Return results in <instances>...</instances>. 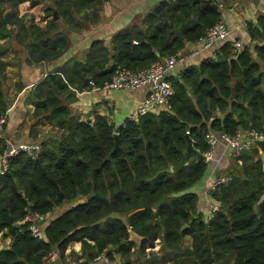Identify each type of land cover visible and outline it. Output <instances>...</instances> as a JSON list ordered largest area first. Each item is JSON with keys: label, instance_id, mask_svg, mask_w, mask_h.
<instances>
[{"label": "trees", "instance_id": "trees-1", "mask_svg": "<svg viewBox=\"0 0 264 264\" xmlns=\"http://www.w3.org/2000/svg\"><path fill=\"white\" fill-rule=\"evenodd\" d=\"M195 1L162 0L141 24L118 31L111 46L94 41L84 62L69 60L33 88L29 136L44 150L36 160L21 152L0 172V231L6 232L4 242L10 239L7 248H0V264H45L54 252L65 262L75 242L82 243L89 262L111 246L108 256L115 260L117 254L120 264H139V259L142 264H264V142L232 157L225 172L230 180L211 192L220 209L210 220L198 212L199 196L190 191L204 179L209 164L191 152L187 164L172 171L187 150L188 136L203 154L209 130L264 133V44H255L253 50L244 46L237 54L230 43L224 44L216 59L188 65L170 79V110L127 118L120 126L112 114L83 118L63 100L65 95L74 97L72 88L81 92L91 80L103 86L119 66L144 69L197 42L222 20V11ZM50 2L42 27L33 18L20 17V7H36L45 0H0V38L14 36L26 47L29 64L60 57L70 45L62 29L80 31L96 23L106 0ZM247 29L252 41L264 42V15L257 23L248 22ZM7 66L0 57L3 129L8 121L3 88ZM46 124L61 133L58 138L39 137L38 128ZM9 147L0 138V162ZM67 203L73 205L60 212ZM26 208L54 213L43 226L44 239L20 223ZM130 230L144 237L140 246L129 241ZM158 240L160 253H148Z\"/></svg>", "mask_w": 264, "mask_h": 264}, {"label": "crops", "instance_id": "crops-1", "mask_svg": "<svg viewBox=\"0 0 264 264\" xmlns=\"http://www.w3.org/2000/svg\"><path fill=\"white\" fill-rule=\"evenodd\" d=\"M162 0H106L103 9L100 12L99 19L96 23L89 24L83 30H71L64 27L62 30L68 35L70 40L69 48L58 58L52 61L41 63L27 62V50L24 45H20L15 37L0 38V57L8 63L6 68V80L3 88L8 102V121L6 127L2 130L0 138H3L10 146L20 142H29L30 128L33 124L32 114L34 106L30 103V93L33 88L46 78L51 72L58 67L63 66L71 59H77L82 62L86 60V56L92 43L96 40L105 42L111 46L112 37L120 30L131 26L135 23L141 24L144 16L149 13ZM218 7L222 11V20L229 27L232 36L231 39L242 42L243 47L249 45L251 49L255 44L263 45L264 42L252 41L247 23H257L260 15H264V0H217ZM33 7L29 3H25L20 7V17L25 16L26 20L32 18L35 22L44 27L46 20L40 15L36 16L35 12H31ZM44 15V14H42ZM59 23L62 24L60 20ZM197 49L195 42H188L181 51L184 55H188L185 66H181V71L188 65H198L205 58H212L213 50H199L198 53L192 55ZM253 50V49H252ZM253 58L259 61L258 55L252 51ZM262 64V63H261ZM264 72V65L262 64ZM174 75L171 74V78ZM21 84L19 88L17 84ZM264 88V81L262 83ZM88 88V87H87ZM86 88V89H87ZM82 90L74 94V97L65 95L64 101L73 113L81 114L83 118L95 117L98 114H112L117 126L123 124L131 114L135 113L142 100L147 97L149 92L146 89L138 90H101L85 93ZM76 90V89H75ZM84 92V93H83ZM73 99V100H72ZM220 115V113H217ZM51 128L49 124L38 128L39 137L40 130ZM264 162V151H261ZM231 151L224 145L217 148L216 158L209 164L208 171L204 179L195 185L190 191L195 192L199 196L198 212L207 219L209 209L216 203L211 196L210 186L219 176L227 172L231 165ZM190 239V238H189ZM10 239L5 240L4 246H9ZM191 245V239L189 240ZM3 246V247H4ZM162 246L161 240H158L155 248L150 251L160 253ZM3 247L1 249H3ZM135 253L136 250L134 249ZM52 258L57 260L59 254L54 252ZM67 264H93L87 260L84 255L82 243L75 242L68 247L66 251ZM135 256V255H134ZM116 264H120V257L116 254ZM58 261V260H57ZM231 261L229 264H232Z\"/></svg>", "mask_w": 264, "mask_h": 264}, {"label": "built area", "instance_id": "built-area-1", "mask_svg": "<svg viewBox=\"0 0 264 264\" xmlns=\"http://www.w3.org/2000/svg\"><path fill=\"white\" fill-rule=\"evenodd\" d=\"M232 33L227 24L221 20L211 27L205 36L200 38L196 43L197 49L193 51L192 55L198 53L199 50H213L212 59H216L221 53L222 46L230 43L233 53L237 54L242 51L243 44L239 40L231 39ZM188 55L181 52L167 56L162 60L152 63L144 69H130L127 67L119 66L114 75L109 81H106L103 86H98L95 81L89 82L88 88L84 91L90 93L92 91L101 90H138L146 89L151 92L150 96L145 97L138 110L131 114L128 118L131 120H138L150 112H159L161 110H170L172 108L171 99L174 95V87L172 84L171 74L173 77L179 76L181 66H185ZM83 92V93H84ZM214 117H211L213 120ZM6 122V117L0 116V135ZM189 134V131L187 132ZM206 140L208 144L207 150L203 153L204 160L210 164L216 158L217 148L224 145L231 151L232 157H237L239 154L259 142H264V133L256 129L247 131L238 130L234 135L222 132L216 133L209 130L206 133ZM43 146L40 142H20L16 145L11 144L1 155L0 172L5 173L9 169L10 158L23 152L32 159H38L43 152ZM230 175L224 173L219 176L210 186V191L213 192L218 186L230 180ZM220 209L219 203H214L209 209L207 220L214 218L217 211ZM26 216L20 222L21 224H28L29 230L35 238L44 239L43 226L48 223L54 216L53 212H35L26 208ZM5 230L0 231V248L4 246ZM4 246L3 248H5ZM111 246L104 252L96 255L93 264H116V259L112 260L108 256ZM116 258V254L114 255Z\"/></svg>", "mask_w": 264, "mask_h": 264}, {"label": "water", "instance_id": "water-1", "mask_svg": "<svg viewBox=\"0 0 264 264\" xmlns=\"http://www.w3.org/2000/svg\"><path fill=\"white\" fill-rule=\"evenodd\" d=\"M195 2H196V3H197V2H201L202 4L213 5L214 7H218V4L215 3L214 0H196ZM54 14H55V18H58V14H57L56 11L54 12ZM6 20H7L8 24L10 25V24H11V15H10V13H8V14L6 15ZM176 34H177L178 37H181V36H182V34H181L180 31H178ZM71 92L76 93V92H78V91L72 88V89H71ZM150 94H151V92L149 91V92L147 93V96H150ZM187 138H188V147H187V150H186V152L184 153V156H183V158L181 159V161H180L177 165H175V166L172 167V171H174V172H175V171H178V170L181 169L184 165L187 164L191 152H195V153L197 154V157H198V158H203V159H204V155H203L201 152H199V151L194 147L192 139H191L189 136H188ZM115 139H116V148H115V150H117V149L119 148V144H118L119 135H118L117 133L115 134ZM109 157H110V156H109ZM93 194H94V193H93ZM194 218H195V216L193 215V216H192V219H194ZM156 222L160 225L162 232H164V228H163V226H162L160 220L157 219ZM188 225H189V224H185L184 227H188ZM14 231H15V228H13V232H14ZM129 233H130L129 241L135 242L138 246H140L144 237L141 236V235H139V234H138L136 231H134V230H130Z\"/></svg>", "mask_w": 264, "mask_h": 264}, {"label": "rangeland", "instance_id": "rangeland-1", "mask_svg": "<svg viewBox=\"0 0 264 264\" xmlns=\"http://www.w3.org/2000/svg\"><path fill=\"white\" fill-rule=\"evenodd\" d=\"M52 6L53 5V3H51L50 2V0H45V3H42V4H40V5H38V6H36V7H33L32 9H31V12L33 11V12H35L36 13V16H38V15H40L41 16V18H44V16H45V8L47 7V6ZM38 14V15H37ZM42 14H44V15H42ZM40 132H41V137L40 138H44V137H48L49 135L50 136H52V137H59V135L61 134L60 132H57L56 130H54V128L53 127H47V128H45L44 130H40ZM51 138V137H50ZM73 204L72 203H67L66 205H65V207H63L62 208V210L60 211V212H62V211H64L65 209H68L69 207H71ZM53 256L51 255L48 259H46V261H45V264H67V258H66V260H65V262L64 261H60V259L59 258H57V260H55V259H53L52 258ZM141 262V260L139 259V264H142V263H140Z\"/></svg>", "mask_w": 264, "mask_h": 264}]
</instances>
